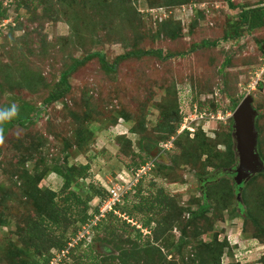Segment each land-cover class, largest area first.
Masks as SVG:
<instances>
[{"label":"rangeland","instance_id":"374dc122","mask_svg":"<svg viewBox=\"0 0 264 264\" xmlns=\"http://www.w3.org/2000/svg\"><path fill=\"white\" fill-rule=\"evenodd\" d=\"M169 1L111 0L116 3L113 7L118 4L119 7L115 12L109 11L106 29L96 28L93 17H99L95 11L84 13L80 10L83 38L65 44L64 41L73 37L72 28L64 20H47L39 34L47 37L49 56L40 59L34 72L30 57L23 62L17 61L25 55L11 51L15 48V37L25 30L17 31L12 39L7 25L16 23L17 18L27 21L30 18L28 10L34 9L36 3L27 2L25 8L18 10V0H0L6 11V18L0 24V83L3 84L0 107L9 101L14 106L30 102L40 105L44 95L41 84L32 80H38L36 73H41L44 80L51 83L50 72L59 70L72 58L83 59L88 52L99 51L109 62L136 49L162 50L163 55H172L169 59L156 55L131 58L120 62L116 73L112 74H104L100 61L94 58L76 69L70 78L73 89L66 100L45 106L29 125L8 129L0 143V264H25V260L32 259L33 254L25 257L20 253L27 226L25 218L40 220L49 201L44 194L47 191L56 192L59 195L56 200L60 202L63 198L68 200L63 207L67 210V219L55 236L69 245L63 253L51 249L50 253L58 255L57 258L66 252L81 256L92 250L93 254L81 264L94 256H100L103 261L101 256L108 253L115 256L108 264H122L118 247L128 253L136 248L135 255L139 259L147 255L146 251L149 257L150 254L157 257L160 253L154 246L161 245L167 261L182 263L189 256V244L212 241L216 234L227 239L232 247L230 253L226 250L223 255V263L240 260V264H261L264 243L256 245L250 234L242 232L245 218L236 202L243 200V191L240 196L228 197L225 208L216 207L214 202L207 219L197 223L199 231L189 225L185 230L191 213L204 203L205 190H202L203 179L199 175L216 180L219 188H235V183L232 177L223 174V168L202 170L200 163L195 161L191 165L179 161L176 169L175 160L181 149L166 147L176 137L167 141L164 128L170 124L168 116L176 106L179 109L181 105L186 115L190 113L188 100L194 97L196 102H206L211 108H222L223 111L214 114L220 115L219 119L202 124L209 139H219L230 131L229 118L234 112L232 98L242 97L241 102L244 97L252 96L260 113L257 120L264 157V27L253 32L244 31L237 40H224L230 23L238 20L241 7L261 8L264 0H231L238 8H232L226 0ZM203 40L218 44L203 47ZM6 65L10 67L9 79L3 72ZM220 119L222 123L218 122ZM217 150L224 152L225 147L219 145ZM205 158L203 155L202 159ZM150 159L153 165L148 164L135 173L128 166L136 168L137 163ZM213 161L217 165L221 162L218 158ZM158 167H163L167 174ZM85 168L86 176L83 177L82 169ZM222 179L227 183L220 187ZM93 184L109 193L106 201L112 197L111 192L122 195L124 189H128L130 194L120 197L117 203L120 209L115 210V215L129 226L110 222L109 205L104 208L106 202L102 203L100 198L90 202L87 209L82 200L78 201L85 200ZM37 191L40 192L36 198L33 195ZM245 195L253 211L251 225L262 226L264 176L257 177ZM164 196L176 200V205L183 210L182 223L176 218L172 221L174 228L163 235H172L169 254L168 248L157 242L160 236L156 237L151 230L156 228V215L161 216L158 208L152 209L153 201ZM141 203L143 210H139ZM84 210H87L88 219L82 223ZM149 219L151 225L144 226ZM86 225L89 230L85 232V243L78 244V237ZM182 227L185 236L180 230ZM164 228L167 230L169 225ZM48 247L47 244L44 249ZM133 258L128 257L130 261ZM72 259L69 257L65 264L73 262Z\"/></svg>","mask_w":264,"mask_h":264},{"label":"trees","instance_id":"16d2710c","mask_svg":"<svg viewBox=\"0 0 264 264\" xmlns=\"http://www.w3.org/2000/svg\"><path fill=\"white\" fill-rule=\"evenodd\" d=\"M122 1V0H121ZM124 2L128 0H123ZM151 1V0H150ZM155 1H162V2H168L169 0H155ZM180 1H189V0H180ZM228 3H230V6L232 8H238V6L234 5L231 0H226ZM3 2V0H2ZM2 2H0V24L2 21L6 18V11H4L2 7ZM27 2H29L32 5H35V8L29 9L30 12V18L27 19V21L19 20L18 18L15 19L16 23L12 24L9 23L7 25L8 33L12 37L15 36V33L17 31H24V34L21 36H16L14 41L15 48L11 49L12 52H19L22 55H25L23 58L17 60L23 62L25 58L30 57L29 61L33 64L30 65L34 72H36V65L38 62H40V59L49 56L48 48L49 44L47 41V37L44 35L39 34V30L43 27V24L49 20L50 22H59L61 20H64L71 28L73 37L70 39H67V41H64L66 43H69L71 40L75 41L77 38L82 39L81 36V27L82 24H80L81 16L80 13L84 11H95L97 16L99 17L96 19V17H93L96 21L95 26L96 28L100 29H106L107 26V16L109 11L115 12L116 9L119 7V4L116 7H113L115 4L111 3V0H18L17 9L25 8L27 6ZM172 2V1H169ZM88 6L87 8H84ZM39 7H42L40 11H38ZM88 9V10H87ZM81 10V12H80ZM87 10V11H86ZM40 12V13H39ZM78 12V14H76ZM96 16V15H95ZM28 24H27V23ZM75 22V24H74ZM90 24V23H89ZM85 25H88L85 22ZM31 26V29L29 28ZM264 27V7L261 8H254L249 6L241 7L240 12L238 13V20L233 21L230 23V26L227 29V32L224 35V40L226 41H232L237 40V38L243 33L244 31L253 32L255 30L261 29ZM1 32V29H0ZM1 34V33H0ZM8 35V36H9ZM218 43L216 41H209V40H203L202 46L203 47H214ZM156 55L161 59H169L171 58V54L163 55L162 50H148V51H142L141 49H136L133 51L126 52L114 59L113 62H109L106 58V56L99 52V51H93L88 52L87 55L83 59H74L70 58L71 62L68 64H64L63 66H60V69L57 71L50 72L53 76V81L51 83H48L44 80L41 73H36L38 75L37 79H32L34 83L41 84L42 93L44 97H42L41 104L35 105V103H27V104H19L18 106H15L17 109V112L13 117L6 120V122L3 125L4 132L3 136L7 133L8 129L12 127L22 126L25 127L29 124H31L34 119L40 115L41 111L43 109L50 105H54L58 102L66 100L67 96L70 95L72 92V84L70 82V78L75 73L76 69H78L80 66L86 64V62L97 58L101 63V69L104 72V74H112L116 73L117 66L120 64V62L131 59V58H137L141 59L146 56ZM54 60H56L55 56L53 57ZM9 68L8 65L3 66V72L6 79H9ZM38 85V84H37ZM3 89V84L0 83V90ZM232 98V97H231ZM242 98V97H241ZM241 98H232V105L233 109L235 110L237 106L240 104ZM181 100V99H180ZM188 102L190 103V111L194 108V106H197L200 111H206L208 113H214L217 114L222 108L216 107L211 108L208 103L204 102H196L195 98L191 97ZM196 102V103H195ZM197 104V105H196ZM12 106H14V103L12 101H9V103L4 104L0 107V109L8 108L10 109ZM254 109V103H253ZM46 109V108H45ZM233 110V111H234ZM223 111V110H222ZM258 111V110H257ZM258 114L260 115L259 111ZM186 114L182 112L181 105L179 109H177V106L174 110L171 111L168 118L170 120V124L164 128L166 131L167 137L166 140L169 141L172 137H176L173 140L172 147H178L181 149V152L179 154L178 160H175L176 163V169L179 167L178 162L183 160V163L188 162V164H193V162H199L200 166L202 167V170H205L209 167H215L216 169L223 168V174H225L228 177L235 176L234 169L238 164V155L235 148V140H234V121L233 118H229V128L230 131L226 136H220L219 139L211 140L209 139L205 133L203 132L205 130V127L201 124L200 126H197L195 129V132H190L188 130L183 131L179 134V129L181 127L182 121L184 119V116ZM259 115L256 118L255 122V128L259 135L258 140V150L260 153V156L262 160L264 161L263 152L260 150V137H261V129L259 127V122L257 119H259ZM222 120H218V122H221ZM222 123V122H221ZM191 135V138H190ZM182 141L183 139H185ZM214 141H218L217 143H214ZM183 142L185 143L183 145ZM212 143L215 144V147L212 145ZM222 145L225 147V151H219L217 150V146ZM175 147V148H176ZM194 149V150H193ZM206 156L207 159H202V156ZM220 159L221 162L217 165L213 159ZM0 160H1V150H0ZM153 160H144L140 163L136 164V168H133L131 164H129V168L132 169V171L135 173V171L139 168L148 166V164H154ZM194 162V164H195ZM197 166V165H196ZM171 167V166H170ZM155 168V167H154ZM158 169L164 173L167 174L165 169L163 167H158ZM83 170V177L86 176V168ZM176 174V173H174ZM200 178L202 177V190L204 189L203 193V199L204 203L200 206V209L191 213L190 221L187 222L185 225L186 227L189 225L190 228L195 229L194 231H199L200 227L197 223H200L202 219H207V213L213 209V203H215L216 207L225 208L228 203V197L231 198L233 195L240 196L241 191L247 192L248 187L254 182L255 179L259 176H264V170L262 172H259L257 174H254L250 177V179L247 182H242L240 185H238L234 180L235 188L230 187V189H227V186L225 188H219V182L217 183L216 180L212 178H207L206 175H199ZM175 179V178H174ZM172 179V180H174ZM224 179V178H223ZM220 187L224 186L227 181H223ZM247 184V186H246ZM137 188V185L133 187V191ZM40 191H37L36 194L33 196H36ZM47 194V197L49 201H47V205L44 209V214L40 215V220L37 221V219H31V218H25L27 226L23 233V246L20 248L21 256L28 257L31 254L32 259L25 260V264H65V260H68L69 257H72L73 262L67 263V264H81V261H83L85 258H88V256H91L93 254L92 250L88 254L85 255H76L74 253L69 254V252H66L63 254V257L57 258L58 255H53L50 253L51 249H57L59 253L65 252L66 245H69L68 242L60 240V238L55 236V233L57 230L61 229L63 221L67 219L68 213L67 210H65L63 207L68 201L67 198H63L61 202L59 200H56V198L59 196L56 192L47 191L44 192V194ZM130 194L128 193L126 195ZM243 195V200L238 201L237 205L241 212L244 215L245 222L242 228V232H244L246 235L250 234L251 241L256 242V245H259V243H264V224L262 226H257L256 223H253L251 225L250 219L252 218V209L249 207L248 204L249 201L247 200L246 195ZM75 196V195H74ZM109 196V193H106L104 189L96 187L94 184L90 185V191L86 193L85 200L83 198L79 199L80 202L82 200L83 205H85V209L88 208L89 203L95 200L96 198H100L102 203L107 199ZM232 202V201H231ZM154 205H152V209L158 208V211L161 212V216L156 215L158 217L156 221V228H151V230H154L155 236H160L157 239V242H162V246L164 248H168V254L172 252V250L169 248L170 244L172 243L173 239L171 236L165 237L163 235L166 234L168 230H172L174 228V225H172V221L178 220V222L182 223V209L178 207L176 200H171V198L164 196L161 199L157 198L154 202ZM148 204V203H147ZM152 204V203H151ZM157 206H156V205ZM138 206H142L139 210L144 209L143 203H141ZM114 211H111L108 215L110 218V222H118V224L121 223V225L129 226V223L122 221L121 217L118 215H115V210L120 209L119 205H116L114 207ZM87 210H84V214L81 217V222L85 223L87 222L88 215L86 213ZM48 215V216H47ZM235 216V215H234ZM232 216V218L234 217ZM162 219V220H161ZM151 219L148 220V222L144 223V226L148 227L151 225ZM164 225H169V228L166 230L163 229ZM159 230V231H158ZM182 235L184 234V228L181 229ZM138 233L141 236V233L138 229ZM215 235V239L209 242L199 240L197 242H192L188 245L190 247V252L187 260L183 259L182 263H178L176 261L171 262L170 260L167 261V256L163 253L161 245L154 246L159 251V255L157 257H154V255L150 254L149 257V251H146L147 255L144 258H136L138 250L136 248H133L128 251H123L120 247L116 248L119 250L120 257L122 260V264H240V260H236L235 263H223L222 257L224 254H226V250H228V253H230V249L232 247L230 246L229 241L227 239H221L218 235ZM182 236V237H183ZM183 241L184 238H183ZM85 241L82 240L78 244ZM180 245L176 248V245L174 246V249L180 251L181 250V242L182 239L179 241ZM48 244V249H44V246ZM75 243L73 242L71 244V247H73ZM108 248V247H107ZM147 248H149L147 246ZM30 249H32V252L30 253ZM155 249V251H156ZM126 253V255L124 254ZM28 255V256H27ZM37 256H40L38 260H34ZM62 256V255H61ZM134 256L133 261H130L128 257ZM103 257V261L101 260L100 256H94L89 258L87 261H85V264H108V260L110 262L111 258H115V256L112 257L109 253L106 256ZM107 257V258H104ZM105 259V260H104ZM42 260V261H41ZM86 260V259H85ZM260 260L262 262H259L261 264H264V257H262ZM115 262V260H113ZM83 264V263H82Z\"/></svg>","mask_w":264,"mask_h":264},{"label":"water","instance_id":"95a60500","mask_svg":"<svg viewBox=\"0 0 264 264\" xmlns=\"http://www.w3.org/2000/svg\"><path fill=\"white\" fill-rule=\"evenodd\" d=\"M258 111L253 107L252 96L245 97L235 109L234 140L238 155V164L234 169L235 182L240 185L254 174L264 170V161L258 150L259 135L255 128Z\"/></svg>","mask_w":264,"mask_h":264},{"label":"built area","instance_id":"2783aa9c","mask_svg":"<svg viewBox=\"0 0 264 264\" xmlns=\"http://www.w3.org/2000/svg\"><path fill=\"white\" fill-rule=\"evenodd\" d=\"M264 70V69H263ZM220 115H214V113H208V112H204V111H200L198 109L197 106H194V108L190 111V113L186 116H184V119L182 121L181 124V128H180V132H183L185 130H188L190 132H195V129L197 126L206 123V122H210V120H213L214 118L217 120V118L219 119ZM221 120V119H220ZM186 122H188V125L186 124ZM170 146V145H169ZM128 193V189H124L122 195L118 194V192H111L112 197H110L107 201L105 200L104 202H106L104 205V208L109 205L110 211H114V207L117 205V203H119L120 201V197L123 196L124 194ZM84 231L82 234L79 235L78 239L80 241H82L83 239H85V232H87L89 230V225H86L83 227ZM85 234V235H84ZM75 243L77 244L78 242L75 241Z\"/></svg>","mask_w":264,"mask_h":264},{"label":"clouds","instance_id":"9594fccd","mask_svg":"<svg viewBox=\"0 0 264 264\" xmlns=\"http://www.w3.org/2000/svg\"><path fill=\"white\" fill-rule=\"evenodd\" d=\"M247 97V96H246ZM245 98V97H244ZM235 111V110H234ZM17 112V109L15 106H12L10 109L8 108H4V109H0V143H3V132H4V128L3 125L6 122V120L10 119L11 117H13L15 115V113ZM234 113V112H233ZM200 126V125H199ZM181 128V127H180ZM182 133L180 132L179 129V134ZM174 140V139H173ZM173 140L171 141V143L169 144L170 147H172V143ZM169 145H166V147H168Z\"/></svg>","mask_w":264,"mask_h":264},{"label":"flooded vegetation","instance_id":"af4514ba","mask_svg":"<svg viewBox=\"0 0 264 264\" xmlns=\"http://www.w3.org/2000/svg\"><path fill=\"white\" fill-rule=\"evenodd\" d=\"M234 177V176H233ZM202 182V181H201Z\"/></svg>","mask_w":264,"mask_h":264}]
</instances>
